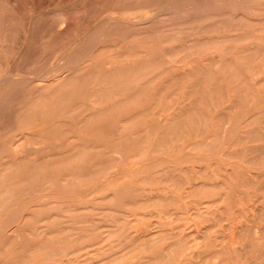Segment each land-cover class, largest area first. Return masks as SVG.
Wrapping results in <instances>:
<instances>
[{
	"label": "rangeland",
	"instance_id": "374dc122",
	"mask_svg": "<svg viewBox=\"0 0 264 264\" xmlns=\"http://www.w3.org/2000/svg\"><path fill=\"white\" fill-rule=\"evenodd\" d=\"M262 9L264 0H0V222L21 215L0 239V264H264ZM63 17L69 32L57 30ZM130 20L147 24L128 29ZM102 105L103 125L74 119ZM21 144L28 171L7 165ZM41 190L55 195L32 217Z\"/></svg>",
	"mask_w": 264,
	"mask_h": 264
},
{
	"label": "bare ground",
	"instance_id": "6f19581e",
	"mask_svg": "<svg viewBox=\"0 0 264 264\" xmlns=\"http://www.w3.org/2000/svg\"><path fill=\"white\" fill-rule=\"evenodd\" d=\"M106 1V0H105ZM130 1V0H129ZM244 1V0H243ZM124 2H126V1H124ZM132 2V1H131ZM170 2V1H169ZM225 2V1H224ZM103 3V2H102ZM120 3V2H119ZM114 4H115V2H114ZM225 4V3H224ZM127 6V5H126ZM169 6V5H168ZM167 6V7H168ZM98 7H99V5H98ZM98 7H96L97 9H99ZM201 7V6H200ZM208 7V6H207ZM243 7V6H242ZM244 8V7H243ZM85 10V9H84ZM100 10V9H99ZM160 10V9H159ZM80 11H82V10H80ZM167 11V10H166ZM255 11V10H254ZM77 12V11H76ZM184 12V11H183ZM65 14H67V13H65ZM64 14V15H65ZM69 14V13H68ZM157 14H158V12H157ZM259 14H260V18H261V15L262 16H264V9H262L260 12H259ZM70 15V14H69ZM229 15L230 14H228V18L231 20V21H233V20H236V18L235 19H233V18H231V16L229 17ZM253 15V14H252ZM5 16V15H4ZM190 16H191V14H190ZM227 15H225L224 17H226ZM250 16H251V14H250ZM3 17V16H2ZM69 17V16H68ZM153 17V16H152ZM162 17V16H161ZM196 17V16H195ZM217 16H215L214 18H216ZM222 17V16H221ZM252 17H254V16H252ZM10 18V17H9ZM64 18V17H63ZM62 18V19H63ZM71 18V17H70ZM70 18L69 19H67V17H65L63 20H62V23H63V25H61L62 23H60V25H57V30H61V32L64 30V31H68L69 32V30H71V23H70ZM190 18V17H189ZM213 18V17H212ZM227 18V17H226ZM227 18V19H228ZM240 18H242V17H240ZM240 18H239V20H240ZM244 18L245 17H243V20H244ZM255 18V17H254ZM5 19H6V17H5ZM110 19V18H109ZM146 19V18H145ZM207 19H209V18H207ZM206 18L204 19L205 21L207 20ZM228 19V20H229ZM238 19V18H237ZM3 20V19H2ZM1 20V21H2ZM14 20V19H13ZM203 19H199V21H202ZM242 20V19H241ZM5 21V20H4ZM33 22L34 23V20H28L27 21V24L28 23H31V22ZM107 21V20H106ZM196 21H197V19H196ZM195 21V22H196ZM237 21V20H236ZM247 21V20H246ZM249 21V20H248ZM14 22V21H13ZM73 22V21H72ZM190 22H192V21H190ZM225 22H226V20H225ZM238 22V21H237ZM240 22V21H239ZM250 22V21H249ZM256 22V21H255ZM3 23V22H2ZM52 23V22H51ZM79 23V22H78ZM85 23V22H84ZM105 23V22H104ZM153 23V22H152ZM151 23V24H152ZM187 23H189V22H187ZM227 23V22H226ZM262 23V22H261ZM26 23H25V25H27ZM126 24H127V26H128V29H133V30H137V29H140V28H142V27H145V25L147 24L146 23V21L145 20H143V21H137V20H130V21H128V22H126ZM150 24V23H149ZM153 24H155V23H153ZM191 24V23H190ZM248 24V23H247ZM252 24H255V23H253L252 22ZM251 24V25H252ZM257 24V23H256ZM255 24V25H256ZM258 24H259V22H258ZM51 25H53V24H51ZM184 25H185V23H184ZM228 25H229V23H228ZM238 25H240V23L238 24ZM238 25H236V26H238ZM251 25H249V26H251ZM260 25V24H259ZM263 26H264V23L262 24ZM210 26V28H211V26L213 27V25H209ZM209 26H207L208 27V29L207 30H209ZM220 26H222V25H220ZM236 26H235V28H236ZM8 27V26H7ZM10 27V26H9ZM52 27V26H51ZM126 27V26H125ZM166 27V26H165ZM171 28H172V26H170ZM175 27H177V26H175ZM224 27V26H223ZM222 27V28H223ZM225 27H226V24H225ZM229 27V26H228ZM244 27H246V26H244ZM11 28H13V27H11ZM54 28H55V24H54ZM161 28V27H160ZM159 28V29H160ZM166 28H168V27H166ZM221 28V29H222ZM227 28V27H226ZM4 29V28H3ZM27 29V28H26ZM47 29V28H46ZM45 29V30H46ZM53 29V28H52ZM164 29V28H163ZM189 29V28H188ZM216 29V28H215ZM228 29V28H227ZM226 29V30H227ZM242 28H240V30H241ZM7 30V29H6ZM10 30V29H9ZM79 30V29H78ZM116 30V29H115ZM187 30V29H186ZM206 30V31H207ZM213 30V29H212ZM211 30V31H212ZM223 30V29H222ZM222 30H221V32H222ZM235 30V29H234ZM234 30H233V32H234ZM264 30V29H263ZM138 31H140V30H138ZM161 31V30H160ZM179 31V30H178ZM218 31V30H217ZM236 31V30H235ZM3 32V31H2ZM168 32H170V31H168ZM176 33H177V30L175 31ZM174 32V33H175ZM181 32V30L179 31V33ZM202 32V31H201ZM200 32V33H201ZM212 32H214V31H212ZM27 33V32H26ZM71 33V32H70ZM74 33H78L79 34V32L77 31H75ZM171 33H173V32H170L169 33V36H170V34ZM261 33H262V30H261ZM34 34V33H33ZM67 34V33H66ZM69 34V33H68ZM129 34V33H128ZM127 34V35H128ZM131 34V33H130ZM147 34V33H146ZM251 34V33H250ZM64 35V34H63ZM133 35H135V34H133ZM137 35V34H136ZM140 35V34H139ZM142 35V34H141ZM145 35V34H144ZM148 35V34H147ZM165 35V34H164ZM175 36L176 35H180V34H174ZM248 35V34H247ZM151 36V35H150ZM234 36V35H233ZM251 36L252 35H250L249 37L251 38ZM33 37V36H32ZM68 37V36H67ZM109 37V36H108ZM174 37V36H173ZM177 37V36H176ZM192 37V36H191ZM253 37V36H252ZM62 38H64V37H62ZM61 38V39H62ZM167 38V37H166ZM165 37H164V39H166ZM175 38V37H174ZM174 38H172L171 37V39L173 40ZM178 38V37H177ZM213 38V37H212ZM258 38V37H257ZM262 38V37H261ZM32 39V38H31ZM148 39V38H147ZM169 40H171L170 38H168ZM187 39V38H186ZM185 39V40H186ZM191 39V38H190ZM230 39V38H229ZM228 39V40H229ZM242 39V38H241ZM244 39H246V38H244ZM247 39H248V37H247ZM254 39V38H253ZM260 39V38H259ZM148 40H150V39H148ZM188 40V39H187ZM195 40V39H194ZM240 40V39H239ZM238 39H237V41H239ZM255 40V39H254ZM262 40H264L263 38H262ZM261 40V41H262ZM162 41V40H161ZM161 41H160V44L159 45H161L162 43H161ZM166 41H167V39H166ZM165 41V42H166ZM197 41V40H196ZM226 41V40H225ZM242 41V40H241ZM2 42V41H1ZM120 42V41H119ZM169 42V41H168ZM193 42V41H192ZM191 42V43H192ZM199 42H200V40H199ZM203 42V41H202ZM206 43H207V41H205ZM211 42H214V40H212ZM210 42V43H211ZM224 42V41H223ZM232 42H235V37H234V40L232 41ZM116 43V42H115ZM150 43V42H149ZM151 43H152V39H151ZM198 43V42H197ZM210 43H208L209 45H210ZM215 43V42H214ZM216 43L217 44H219L218 42H217V40H216ZM123 44V43H122ZM133 44V43H132ZM195 44H196V42H195ZM200 44V43H199ZM216 44V45H217ZM222 44V43H221ZM198 45V44H197ZM211 45H213V43H211ZM223 45V44H222ZM1 46V45H0ZM201 46V45H200ZM203 46H206L205 44L203 45ZM218 46V45H217ZM224 46V45H223ZM222 46V47H223ZM252 46V45H251ZM190 47V46H189ZM188 47V48H189ZM196 47V46H195ZM232 47H235V46H232ZM247 47V46H246ZM186 48V47H185ZM191 48V47H190ZM189 48V49H190ZM192 48H193V46H192ZM212 48V47H211ZM220 48V47H219ZM231 48V47H230ZM245 48V47H244ZM81 49V48H80ZM84 49V48H83ZM104 49V48H103ZM229 49V48H228ZM256 48H254V50H255ZM167 50V49H166ZM176 50V49H175ZM182 50V49H181ZM187 49H183V51H186ZM239 50V49H238ZM250 50V49H249ZM165 51V50H164ZM178 51V49L176 50V52ZM251 51V50H250ZM250 51H248V52H250ZM96 52V51H95ZM114 52V51H113ZM175 52V53H176ZM180 52L181 51H179V53L178 54H180ZM195 52V51H194ZM193 52V53H194ZM203 52V51H202ZM236 52V51H235ZM246 52V51H245ZM239 53V52H238ZM140 54V53H139ZM143 54V53H142ZM174 54V53H173ZM183 54V53H182ZM188 54V53H187ZM229 54V53H228ZM227 54V55H228ZM171 55V54H170ZM169 55V56H170ZM181 55V54H180ZM212 55V54H211ZM213 55H215V53H213ZM218 55V54H217ZM235 55V54H234ZM249 55V54H248ZM247 55V56H248ZM112 56H116V55H112ZM135 56H137V55H135ZM173 56V55H172ZM177 56V55H176ZM187 56V55H186ZM207 56H208V54H207ZM220 56V55H219ZM179 57V56H178ZM210 57V56H209ZM252 57H254V56H252ZM261 57V56H260ZM110 58V57H109ZM172 58V57H171ZM181 58V57H180ZM203 58H205V56L203 57ZM212 58V57H211ZM220 58H222V57H220ZM232 58V57H231ZM258 58V57H257ZM194 60H195V58H193ZM234 59V58H233ZM243 59V58H242ZM248 59H250L251 60V58H248ZM254 59V58H253ZM259 59V58H258ZM264 59V58H263ZM176 60V59H175ZM181 60V59H180ZM180 60H178V61H180ZM182 60H183V58H182ZM192 60V59H191ZM193 60V61H194ZM196 60H198L197 58H196ZM216 60H217V58H216ZM220 60V59H219ZM222 60V59H221ZM246 60V59H245ZM261 60V59H260ZM259 60V61H260ZM162 61V60H161ZM177 61V62H178ZM184 61V60H183ZM199 61V60H198ZM204 61V60H203ZM233 61V60H232ZM256 61V60H255ZM89 62V61H88ZM128 62V61H127ZM135 62V61H134ZM149 62V61H148ZM177 62H175V63H177ZM181 62V61H180ZM192 62V61H191ZM195 62V61H194ZM206 62V61H205ZM210 62V61H209ZM215 62L216 61H214V64H215ZM228 62V61H227ZM229 62H230V60H229ZM252 62V61H251ZM112 63V62H111ZM114 63V62H113ZM197 63V62H196ZM218 63V62H217ZM232 64H234L233 62H231ZM230 63V64H231ZM250 63V62H249ZM248 63V64H249ZM258 63H260V62H258ZM263 63V62H262ZM261 63V64H262ZM115 64V63H114ZM146 64V63H145ZM157 64H158V62H157ZM156 64V65H157ZM165 64H167V63H165ZM195 64V63H194ZM200 64V63H199ZM211 64H212V62H211ZM221 64V63H220ZM254 64V63H253ZM257 64V63H256ZM110 65V64H109ZM116 65V64H115ZM161 66H162V64H160ZM168 65V64H167ZM189 65H191V64H189ZM188 65V66H189ZM210 65V64H209ZM222 65V64H221ZM258 65V67L257 68H259L260 66H259V64H257ZM211 66V65H210ZM252 66V65H251ZM110 67V66H109ZM198 68V67H197ZM246 68V67H245ZM252 67H250V69H251ZM256 68V67H255ZM178 69H180V68H178ZM191 69V68H190ZM194 69V68H193ZM165 70V69H164ZM167 70V69H166ZM165 70V71H166ZM182 70V69H181ZM206 70V69H205ZM248 70V69H247ZM258 70H261L262 71V68L260 69H256L255 70V73L253 74V76H254V78H256L257 80V82L259 83L261 80H260V78H259V76H260V74H262L261 73V71H258ZM87 71V70H86ZM115 71V70H114ZM120 71V70H119ZM119 71H115V73L117 72V74L119 73ZM169 71H171V70H169ZM185 71H187V70H185ZM189 71V70H188ZM187 71V72H188ZM84 73H85V71H83ZM111 72H113V71H111ZM177 72V71H176ZM181 72V71H180ZM184 74L186 73V72H184V71H182ZM197 72V71H196ZM251 72V71H250ZM120 73H122L123 74V72H121L120 71ZM119 73V74H120ZM162 73H164V72H162ZM167 73V72H166ZM205 73V72H204ZM102 74V73H101ZM114 76H112V77H110V75L108 74L107 75V77H110V78H113V77H115V74L114 73H112ZM111 74V75H112ZM171 74H172V72H171ZM181 74V73H180ZM179 74V75H180ZM184 74H183V77H184ZM189 74V73H188ZM195 75H196V73H194ZM100 74H98V76H99ZM179 75L176 77V78H178L179 77ZM263 75V74H262ZM157 76H159V75H157ZM181 76V75H180ZM186 76V75H185ZM244 76V75H243ZM249 76V75H248ZM247 76V77H248ZM62 77V76H61ZM168 77V76H167ZM166 77V78H167ZM5 78H8V77H5ZM155 78V77H154ZM181 78V77H180ZM185 78V77H184ZM244 78H246V76L244 77ZM262 78H263V76H262ZM61 79V78H60ZM107 79V78H106ZM175 79V78H174ZM179 79V78H178ZM183 79V78H182ZM249 79H250V76H249ZM2 80H4V79H2ZM1 79H0V81H2ZM55 80V79H54ZM58 80V79H57ZM56 80V81H57ZM104 80H105V78H104ZM251 80L252 81H254L252 78H251ZM48 80H45V79H36V80H34L33 82H35V84H37V87L40 89H42V88H46L47 87V85H48V82H47ZM52 81V80H51ZM50 81V82H51ZM55 81V82H56ZM247 81H249L250 82V80H247ZM252 81H251V83H252ZM54 82V83H55ZM58 82V81H57ZM262 82V81H261ZM260 82V83H261ZM254 83V82H253ZM50 84V83H49ZM40 89V90H41ZM61 91H62V89H61ZM42 92V91H41ZM68 92V91H67ZM45 93V92H44ZM60 93H63V91L62 92H60ZM42 95V94H41ZM40 96V95H39ZM55 96H57V95H55ZM41 97H44L45 98V96H41ZM98 97H99V95H98ZM56 98V97H55ZM38 99V98H37ZM109 99V98H108ZM35 101V100H34ZM54 102V101H53ZM119 103H121V100H120V102ZM2 104V103H1ZM98 104L99 105H101V104H103L102 102H98ZM111 105V107L109 106V110H110V108H112L113 109V107L112 106H114L115 104L114 103H112V104H110ZM116 105H119L118 104V102H117V104ZM115 105V106H116ZM103 106V105H102ZM99 107L98 109L96 108V109H92V107L91 108H89V112H87V113H85L84 111H80L78 114H76V115H74V119H76V121H78V123H80V125H82V126H86L90 121H94L95 120V122L98 124V126H101V125H103L104 123H105V117H103V115L105 114V112H106V110H108V106L106 105V106H103V107ZM115 106H114V108H115ZM42 115V114H41ZM39 117H40V114H39ZM39 117H36V118H39ZM151 121V120H150ZM112 122V121H111ZM119 122V121H118ZM122 122H126V121H122ZM121 122V123H122ZM113 123H115V121L113 122ZM26 137V136H25ZM27 138V137H26ZM22 140V139H21ZM20 141V140H19ZM15 145V144H14ZM2 146V145H1ZM3 147V146H2ZM14 147V146H13ZM25 148H26V145H25ZM28 149V148H27ZM31 150H35L36 152L38 151L37 150V148L35 149V148H31ZM9 151V150H8ZM26 150L23 148V145L21 144V145H18V146H15V148L12 150V152L10 151L9 152V154L10 153H12V156H10V159L11 160H9V163L7 164V165H13V166H15V167H19V166H21V167H19V168H23V170H30L31 169V166H26V165H24V163H25V159L24 158H18L17 157V155H19L20 153H24ZM41 151V150H40ZM35 152V153H36ZM69 152L68 151H66L65 152V154H68ZM34 154V153H33ZM60 155V154H59ZM62 156H63V153H62ZM28 157V156H27ZM40 161V160H39ZM34 164H36L37 165V167L40 165L39 163H38V160H34ZM44 166V165H43ZM28 167V168H27ZM9 177V176H8ZM17 176H15V178H16ZM15 184V183H14ZM14 184H12V185H14ZM18 184V183H17ZM50 186V185H49ZM52 186V185H51ZM39 188V187H38ZM50 189V188H49ZM36 190V189H35ZM34 190V191H35ZM47 190V189H46ZM8 192V194H10L11 192H16L14 189H11V192H9V190H7ZM39 191V190H38ZM36 192H37V190H36ZM12 194V193H11ZM54 193L53 192H47V193H43L42 192V190H41V192L40 193H37V194H34V196L32 197V199H30V206H28V207H26L27 209H30V207H31V210H32V212H31V215H32V217L34 216V215H36L37 213H36V211L38 210L36 207H41L40 205H42V206H45L47 203H49L48 201H45V199L44 198H47V199H49V201H50V199L52 198V197H54ZM7 197L9 198V195H7ZM5 198V197H4ZM4 198H2V199H4ZM2 199H0V200H2ZM6 199V198H5ZM13 200V199H12ZM11 200V201H12ZM2 203H3V201H2ZM1 203V204H2ZM7 203H9V205L11 204L10 202H7ZM7 203H5V205L7 204ZM7 207H8V205H6ZM7 207H2V208H4L5 210H6V208ZM4 209H2L3 211H5ZM9 209V208H8ZM7 209V210H8ZM1 210V212H3ZM6 210V211H7ZM36 213V214H35ZM21 217V215H20V213L18 212H16V213H12L11 214V216L9 215V217L8 218H6L5 220H2V222H0V239H2V240H8V239H11V237H12V235L14 234V233H16L17 231H18V228H12V227H9L10 225H9V223L11 224L12 222H14L15 220H17V219H19ZM25 218V217H24ZM21 219H23V218H21ZM21 222V221H20ZM22 223V222H21ZM20 224V223H19ZM12 228V229H11Z\"/></svg>",
	"mask_w": 264,
	"mask_h": 264
}]
</instances>
